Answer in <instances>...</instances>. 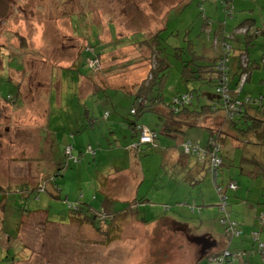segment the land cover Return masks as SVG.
I'll use <instances>...</instances> for the list:
<instances>
[{
    "label": "rangeland",
    "instance_id": "374dc122",
    "mask_svg": "<svg viewBox=\"0 0 264 264\" xmlns=\"http://www.w3.org/2000/svg\"><path fill=\"white\" fill-rule=\"evenodd\" d=\"M189 1L0 0V187L7 194L4 198L0 193V231L4 228L0 233V264L209 263L204 248L187 238V234H195V228L185 234L170 219L161 220L183 216L192 227H197L196 233L203 231L204 217L191 212L189 206L190 210L185 207L187 212L180 206L167 212L156 206V201L168 197L165 186L160 189L162 192L155 189L169 181L172 168L151 148L134 150L137 155L132 160L147 165L134 189L137 199H131L125 213H114L124 204L110 196L108 184L124 192L127 183L134 186L141 174L134 164L129 172H115L114 168L121 167L126 159L125 154L113 161L101 150L103 158L93 160L96 154L87 151L89 145L98 152L109 143L121 144L124 139L118 135V141L110 132L112 121L105 117L101 107L108 99L84 102L76 96L78 91L86 97L96 88H121L117 77L128 69L120 63L133 64L135 49L122 48L86 61L93 71L91 79L78 75L85 71L83 66H77L93 52L92 44L102 42L106 46L112 40L108 27L114 26L117 35L133 33L123 40L135 42L159 31L156 44L171 63L166 82L169 99L175 89L186 86L182 80V60L189 61L192 55L189 48L181 52L183 57L177 55L174 48L180 45L176 41L181 43L186 38L200 55L205 50L213 53L206 32L209 21L215 22L214 28L225 23L226 18L236 19V25L256 11L245 7L264 8V0H233L232 6L226 5L234 11L231 16L222 0ZM257 10L260 15L263 9ZM165 26L167 29H163ZM188 28L192 29L189 37L185 35ZM117 35L109 44L111 48L118 47ZM78 76L80 82L76 85ZM11 100L13 103L7 102ZM84 120L93 124L89 131L92 134L85 133L88 124ZM67 138L86 151V156L74 153L70 145L64 154ZM223 155L228 171H240L241 167L257 170L258 165H264V145L255 136L246 138L242 148L231 142L224 144ZM40 185L45 189L40 190ZM219 195L220 206L225 210L228 197ZM88 203L93 207L90 210L100 211L95 212L94 224L84 218ZM171 203L175 205L174 201ZM181 210L183 214H179ZM229 226L234 231L230 234L225 226L230 239L241 235L238 224ZM227 252L231 250L211 254L209 261ZM238 257L240 253H234L225 263L234 264Z\"/></svg>",
    "mask_w": 264,
    "mask_h": 264
},
{
    "label": "crops",
    "instance_id": "0c3cea01",
    "mask_svg": "<svg viewBox=\"0 0 264 264\" xmlns=\"http://www.w3.org/2000/svg\"><path fill=\"white\" fill-rule=\"evenodd\" d=\"M252 8L256 10L255 13L250 14L249 17H246V19H244L243 21L240 20L236 25L234 23L235 21H237L236 19L230 21L231 19L227 18L226 20L227 30H232L234 27L246 22L254 25H261L262 23H264V8L262 6L252 7L249 5L244 9H252ZM258 8L263 9L262 10L263 14L262 13L260 15L257 14ZM217 26L218 27L216 28L213 27V32L220 33L223 27H221L220 24ZM108 30L112 34V40L108 42V45L106 44V46L102 42H100V44L97 42L94 45L96 47V50L100 53L102 52L101 56H103L108 52H113L115 50L122 48L125 49L128 47H133L136 52L133 57L134 59L133 64L132 63L124 64V62L120 63L123 69H128V72L124 74L125 77L124 75L120 78L117 77V84L120 85L121 88H114V86H112V88L111 87L108 88L101 87L99 89L96 88L95 89L96 91L93 92L90 91L86 97L82 96L78 91V89H76L78 91V94H76V96L79 97V99H81L84 102L86 100H90L93 98L96 99L95 101L98 100L102 101V99L104 98L108 99L107 103L105 105H102L101 107L104 109V112L106 110L111 111V116H113V118L116 120L115 124H117V125H113L112 127L117 129V131L115 132L122 131L119 133V135L124 136L123 137L124 141L121 140L122 142L121 144L113 143L100 149L101 150L103 149L102 152H106L107 156L108 157L110 156V158L113 161H118L119 159H121L123 154L126 155V159L125 160L123 159V161L121 160L122 161L121 167L114 168L116 173L123 171L129 172V170H131V168L133 167V164L138 166L139 168V175L141 174V178H139L137 184L134 182L133 184L134 186L132 187H130L131 182H128L127 185L125 186L124 192L122 188L121 191H119L114 184L112 183L108 184L110 190H107V192L108 191L111 192L110 196L112 198L114 196L113 199H115V201H120V203L124 204L123 206L124 208L116 207L117 208L116 210L113 209L114 213L121 214V213H125L126 208H128L127 205L131 202V199L133 200L137 199L136 197H134V193H135L134 189L137 187L139 181L142 179V173H144L143 170L146 169L145 167L147 166L144 165L142 161L132 160V157L135 155L136 152L133 150H129L128 147L130 139L129 138L127 139V135L129 133L126 129L129 128L126 125L127 123L126 107H128L129 104L130 105L132 104L133 106L135 101L134 93L138 91L142 82L146 79V77L149 74L150 48L146 45L144 41L145 39L139 42H135L133 40H127V39L123 40L127 36H131V34L133 33L127 35L125 34V32H122L121 34L117 35L115 34L114 26L108 27ZM115 35L118 36V47L114 46L113 48H111L110 47L111 45L109 44L113 42V37ZM261 38L262 40H260ZM261 38L259 37L256 40H253L251 38L248 39L244 36H239V38H237L234 41V47L237 49L231 62L232 78L234 84L238 80L240 74L239 57H238L239 51L241 49H249L251 53V57L253 58V60L256 61L255 66L251 71L247 83L249 89L247 91L251 92L252 95L264 93V68L263 66H260L258 64V61L261 58V51L259 46L264 44V36L263 37L261 36ZM213 53L205 50L203 52L202 57H200V60L197 61V63L206 64L208 61L214 60ZM125 57L126 55H123V60L125 59ZM91 59H87V61L88 60L91 61ZM82 66L85 68V71L84 73H82V71H79L78 75L82 74V77L86 76L87 78L91 79L92 78L91 72L93 73V71L92 69L90 70L87 67L89 65H86V57L81 60V65H78L77 68L80 67V69H82ZM119 80L121 81V84L118 83ZM79 82H80V76H78V82L76 83V85H78ZM211 90L212 88L210 87L209 91ZM248 92H246V94ZM208 95H206V97L204 98V103L211 104L212 102L211 100L213 98L211 96H209L210 97L209 98ZM9 96H11V94H9ZM9 96L7 97V99L9 98ZM52 98L54 99V96ZM7 102L13 103L12 100ZM123 105L125 108L123 107ZM84 114H86V111H84ZM144 119L148 124L154 125V123L157 121L158 118L156 115L147 114ZM223 120L224 117L221 112H216V113L209 112L208 115H203L199 117L195 122H193V124L183 125V129H182L183 131L181 133L182 136H180L178 132H175L174 134L167 132V135H165L166 137L162 139V145L160 147L153 149V153H156V155L160 153L161 154L160 156H162L163 159V163L165 164L164 161L167 160V162L171 164V168H172L171 174L168 177L169 181L162 187H156L155 189L157 190L156 192H162L160 189H163L165 186L164 189L166 190V194L168 197L166 200L156 201L157 204H159L156 206H158L159 208L162 207L165 212L171 211L173 208L175 209L178 206H180L181 209H185L184 211L187 212L185 207L188 208L189 206V208L193 210V211L191 210V212L199 213L200 216L204 217V220L201 221L202 223L201 228L203 229V231H200L201 233H196L199 232L197 230V227L196 226L192 227V224L187 223L184 220V218H181L183 216H180L179 219L168 216L166 218L163 217L161 220L170 219L172 221V224L178 227V229L179 227L180 229L183 228L184 231L182 233L185 234L189 233L190 230H193L195 228L196 229L195 234L192 233L187 234V238H189V240L193 242H196L201 248H206L204 247L205 246L204 242H197L195 238L205 237L206 239H208L211 243V246H209L208 248H214L213 251H210V249L203 250V254L204 256H207L206 260H208V262L211 254L219 253L224 249H230L234 253H240V257H238V259L235 260L234 264H264V260L261 254L258 252V241H255L252 238V232L258 231L260 233L261 239H264V223H262V221L260 220V215L262 212H264V165L263 166L258 165L257 170L250 169L247 167L245 168L241 167L240 171L237 170L228 171L225 169V165H224V168L220 172L221 174L219 177V181L222 184H224V187L226 188L225 192L228 197V205L224 210L220 206L219 203L220 196L216 191L215 184L209 178V174L207 172V166L205 162H203V159L198 157L199 156L198 154L197 156V155L185 153L182 147L185 138L191 139L196 143L202 142L203 144H205L210 137V134H208L209 131L207 130L209 128L220 127L224 129H229L228 126L229 124L228 123L225 124L224 122L223 125ZM46 121H47V117H46ZM84 122L88 124L85 133L92 134V132L90 133L89 131L90 129L93 130L94 128L93 124L91 123V121H89L90 123L89 122L87 123V120H84ZM45 127L47 126L45 125ZM230 132L232 134H235L232 131ZM72 137H74L75 139L77 138L74 133ZM81 137L82 135L80 136V138ZM70 138L64 140V143L66 144L64 145V149H63L64 154H65V148L70 145L73 147L74 153L76 151L79 152V155L81 157L86 156V151H82L81 149H79L81 148L79 145L77 147L75 144L69 143ZM176 140L178 144H176ZM100 149L98 150V152L96 151V156H94L93 159L94 161H97L99 157L103 158V154ZM89 150H91V145H89L87 151ZM143 153L144 151L142 152V154ZM89 154L92 155L93 153H89ZM139 155H141V153ZM156 158H159V156L158 157L156 156ZM164 164L161 165L162 169L164 168ZM108 176H110L109 172L107 177ZM232 179H235L238 183V189L236 191L230 190L228 188V184ZM44 187L45 186H43V188ZM129 191H132V193H129ZM5 192L6 191L0 192L4 196V198L7 197V194ZM153 195H154L153 198H156L155 193ZM1 199L2 198H0V200ZM172 201L175 202V205H172L171 203ZM138 205L137 208L139 207ZM191 205L192 207H190ZM133 208H134L133 210H135L134 206ZM153 209L156 208L153 207ZM179 214H183V211L182 210L179 211ZM222 218H227L229 221L236 222L238 224L239 229L242 231L241 235L236 236L233 239H230V236H227V231L225 227L226 225L225 223L222 222ZM1 231L4 232V228H1Z\"/></svg>",
    "mask_w": 264,
    "mask_h": 264
},
{
    "label": "trees",
    "instance_id": "16d2710c",
    "mask_svg": "<svg viewBox=\"0 0 264 264\" xmlns=\"http://www.w3.org/2000/svg\"><path fill=\"white\" fill-rule=\"evenodd\" d=\"M222 1L224 2L225 9L228 10L227 14L233 16V9L230 7L228 9L226 8V5H233V0ZM255 1L257 3L259 2V0ZM208 24L210 28L207 29L206 32L212 43L214 60L208 61L206 64H198L197 61L200 60L203 54L200 55L194 49L191 41H188L186 38H184L181 43L179 40L176 41V43L180 45V47L174 48L177 55L183 57L181 52H184L187 48L191 50L192 55H190L191 59H189V61L182 60V80L186 86L182 89H175L169 99L166 97V82L169 77L171 63L167 62L166 58L161 55V51L156 44L159 31L151 37H146L144 41L150 48L149 61L151 69L138 91L134 93L135 101L133 106L129 104V106L126 107V125L129 128L126 130L129 133L127 139H130L128 145L129 150H141L146 146L153 150L162 145V139L166 137L165 135H167V132L172 134L178 132L179 135L182 136L183 125H191L199 117L208 115L209 112H221L225 120H223V125L224 122L225 124L228 123L229 129L220 127L209 128L207 130L209 131L208 134H210V137L205 144L202 142L196 143L191 139L185 138L182 147L185 153L192 155L198 154L199 156H197L203 159V162H205L207 166L209 178L215 184L218 195H225L226 188L224 184L219 181L220 172L225 165L223 145L231 142L233 146L237 145L236 147L242 148L244 147V140L251 136H255L260 140L261 145H264V93L252 95L251 92L247 91L249 90L247 83L256 62L251 57L250 50L241 49L239 51L240 74L235 84L232 78L231 67L232 59L237 51L234 47V41L239 38V36H244L253 40L259 37L261 38V36L263 37L264 23L261 25H254L246 22L234 27L232 30H227L225 21V23H222L224 26L221 25L223 29L220 33L213 32L214 21H209ZM163 29H167V27L165 26ZM163 29H160V31ZM191 30V28H188L187 32H185L187 37H189L188 32L190 33ZM260 40H262V38ZM169 41H172V38H170ZM259 47L261 58L258 64L264 68V44ZM92 48V53H88L89 51L85 52L88 53L87 56H89L90 59L93 56L91 61L96 60L102 53L98 52L94 45H92ZM89 54H91V56ZM87 59L88 58H86V61ZM86 65H88V62ZM87 67L91 70L90 66ZM190 82H192V84ZM210 87L212 88L211 91H209ZM246 92L248 93L246 94ZM206 95L213 98L211 104L204 103ZM109 111H105V117L112 121L113 126L116 120L111 116V111ZM147 114L157 116L158 119L154 125H150L145 121L144 118ZM144 127L150 128V130L155 133L153 141L141 143V135ZM115 131H117V129L112 127L110 132L115 138L117 137L116 139L118 141L121 140L118 135L122 131ZM230 131L234 132L236 135L232 134ZM121 137L123 139L124 136ZM109 144H112V142ZM91 151L96 154V149L92 145ZM217 160H221V163H216ZM233 185L236 186L235 189L232 187ZM228 188L236 191L238 189L237 181L235 179L230 180ZM39 189L43 190L45 188L41 186ZM2 190L3 189L0 188V192ZM89 204L91 203L86 204V206H88L86 207L87 213H83L85 215L83 216L88 220L87 222H92L94 224L96 223L94 222V218L96 214H100V211L96 210V208L90 210L89 208L93 207ZM190 207H192V205ZM223 219L225 218H222V220ZM231 252L234 254L233 251ZM258 252L261 254L259 248Z\"/></svg>",
    "mask_w": 264,
    "mask_h": 264
},
{
    "label": "built area",
    "instance_id": "2783aa9c",
    "mask_svg": "<svg viewBox=\"0 0 264 264\" xmlns=\"http://www.w3.org/2000/svg\"><path fill=\"white\" fill-rule=\"evenodd\" d=\"M153 135L155 136V133L152 134V132L149 129L144 127L143 130H142V135H141V143L151 142V140L154 138ZM216 163H221V160H217ZM232 187L234 189L236 188L235 185H233ZM260 220L262 222H264V213L261 214ZM223 222L225 223V225H227V231L230 234H231V232H234L229 225L231 224L233 226H237L236 222L229 221L227 218L223 219ZM252 238L255 241H258V248L260 249L262 257L264 259V239H261L260 233L258 231H253ZM225 253L215 257L216 259L213 262H212V260L214 258L212 260H210L209 264H229V263H225V259L226 260H230V256L233 255V254L231 252H227V254L225 255Z\"/></svg>",
    "mask_w": 264,
    "mask_h": 264
},
{
    "label": "water",
    "instance_id": "95a60500",
    "mask_svg": "<svg viewBox=\"0 0 264 264\" xmlns=\"http://www.w3.org/2000/svg\"><path fill=\"white\" fill-rule=\"evenodd\" d=\"M195 240L197 242H204V247L208 248L209 246H211V243L208 239H206L205 237H196Z\"/></svg>",
    "mask_w": 264,
    "mask_h": 264
},
{
    "label": "flooded vegetation",
    "instance_id": "af4514ba",
    "mask_svg": "<svg viewBox=\"0 0 264 264\" xmlns=\"http://www.w3.org/2000/svg\"><path fill=\"white\" fill-rule=\"evenodd\" d=\"M204 250H206V249L204 248Z\"/></svg>",
    "mask_w": 264,
    "mask_h": 264
}]
</instances>
